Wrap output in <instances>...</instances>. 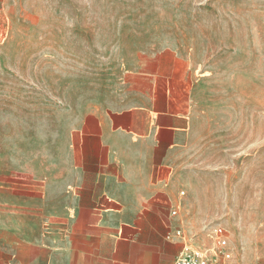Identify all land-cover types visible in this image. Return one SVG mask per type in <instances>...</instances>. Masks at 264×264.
<instances>
[{"label":"crops","instance_id":"0c3cea01","mask_svg":"<svg viewBox=\"0 0 264 264\" xmlns=\"http://www.w3.org/2000/svg\"><path fill=\"white\" fill-rule=\"evenodd\" d=\"M107 21L48 29V131L0 170V264H171L216 226L227 264H264L260 143L230 152L227 128L202 131L210 75L191 52L133 48ZM107 63L121 66L102 79Z\"/></svg>","mask_w":264,"mask_h":264},{"label":"rangeland","instance_id":"374dc122","mask_svg":"<svg viewBox=\"0 0 264 264\" xmlns=\"http://www.w3.org/2000/svg\"><path fill=\"white\" fill-rule=\"evenodd\" d=\"M94 19L117 25L133 48L170 42L191 52L210 75L199 95L202 131L217 122L230 152L260 143L264 156V0H1L0 170L12 166L14 145L48 131L38 126L48 120V29ZM120 66L100 64L101 78Z\"/></svg>","mask_w":264,"mask_h":264},{"label":"built area","instance_id":"2783aa9c","mask_svg":"<svg viewBox=\"0 0 264 264\" xmlns=\"http://www.w3.org/2000/svg\"><path fill=\"white\" fill-rule=\"evenodd\" d=\"M176 234L181 235V232L177 230ZM231 256L226 231L221 226H216L212 246L192 249L184 245L171 264H227Z\"/></svg>","mask_w":264,"mask_h":264}]
</instances>
